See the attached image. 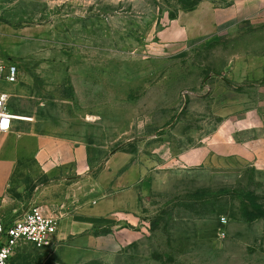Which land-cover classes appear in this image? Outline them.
<instances>
[{
	"label": "rangeland",
	"instance_id": "obj_1",
	"mask_svg": "<svg viewBox=\"0 0 264 264\" xmlns=\"http://www.w3.org/2000/svg\"><path fill=\"white\" fill-rule=\"evenodd\" d=\"M196 1L0 3V65L17 67L0 91L26 118L16 128L82 149L66 173L126 154L118 173L133 168L138 188L136 218L115 251L68 236L41 249L21 243L8 264H264V165L199 159L203 143L233 134L229 114L264 106V2L228 10L210 36L180 41L172 19ZM26 161L30 174L14 178L12 193L19 181L30 195L42 182Z\"/></svg>",
	"mask_w": 264,
	"mask_h": 264
},
{
	"label": "crops",
	"instance_id": "obj_2",
	"mask_svg": "<svg viewBox=\"0 0 264 264\" xmlns=\"http://www.w3.org/2000/svg\"><path fill=\"white\" fill-rule=\"evenodd\" d=\"M5 1L30 4L50 0H0V3ZM262 2L264 0H240V7L233 8L238 2L220 6L216 0H199L192 9L182 11L172 19L169 33L179 40L204 38L226 23L228 10L235 15L243 10V6L252 7ZM236 112L232 114L237 116L228 115L229 120H235L233 134L213 144L203 143L200 162L211 165L239 161L264 165V106H248ZM251 113L256 115L257 121L246 119ZM17 124L19 122L15 121L9 132L0 133V219L10 220L31 205H38L45 213L58 214L57 239L71 236L76 244L92 250L110 252L118 249L138 210V188L132 185L133 168L118 173L129 156L114 154L104 160L101 167L97 161H92L80 176L74 172L66 173L64 167L79 162L84 151L53 146L46 136L35 130L17 129ZM250 130V136L240 135ZM27 159L38 168L42 182L30 195V182L24 185L19 181L17 192L12 193L10 187L14 178L19 173L30 174L25 169ZM28 179L26 176V181Z\"/></svg>",
	"mask_w": 264,
	"mask_h": 264
},
{
	"label": "built area",
	"instance_id": "obj_3",
	"mask_svg": "<svg viewBox=\"0 0 264 264\" xmlns=\"http://www.w3.org/2000/svg\"><path fill=\"white\" fill-rule=\"evenodd\" d=\"M12 83L17 78V67L9 65L3 72L0 65V78ZM8 93L0 91V133L9 132L15 121H24L22 116L7 108ZM58 220L43 213L38 206L31 205L21 215L10 220L0 219V264H8L21 243L31 244L34 248H47L57 242Z\"/></svg>",
	"mask_w": 264,
	"mask_h": 264
},
{
	"label": "trees",
	"instance_id": "obj_4",
	"mask_svg": "<svg viewBox=\"0 0 264 264\" xmlns=\"http://www.w3.org/2000/svg\"><path fill=\"white\" fill-rule=\"evenodd\" d=\"M199 0H197L196 2H194L193 4L190 5L189 9H192L197 3H198Z\"/></svg>",
	"mask_w": 264,
	"mask_h": 264
},
{
	"label": "bare ground",
	"instance_id": "obj_5",
	"mask_svg": "<svg viewBox=\"0 0 264 264\" xmlns=\"http://www.w3.org/2000/svg\"><path fill=\"white\" fill-rule=\"evenodd\" d=\"M18 116H20V115H18ZM18 118H22L23 120H25V119H26V118H25V117H23V116H22V117H18Z\"/></svg>",
	"mask_w": 264,
	"mask_h": 264
}]
</instances>
